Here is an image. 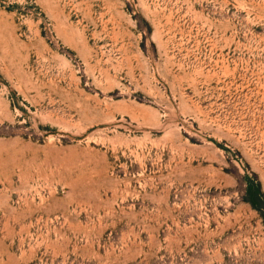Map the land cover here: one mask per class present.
Instances as JSON below:
<instances>
[{
  "label": "rangeland",
  "instance_id": "rangeland-1",
  "mask_svg": "<svg viewBox=\"0 0 264 264\" xmlns=\"http://www.w3.org/2000/svg\"><path fill=\"white\" fill-rule=\"evenodd\" d=\"M0 264H264V0H0Z\"/></svg>",
  "mask_w": 264,
  "mask_h": 264
}]
</instances>
